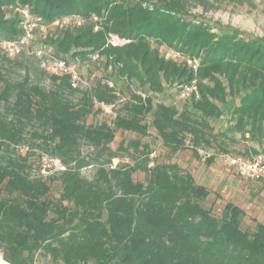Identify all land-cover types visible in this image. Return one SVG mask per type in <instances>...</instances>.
<instances>
[{
	"label": "trees",
	"instance_id": "obj_1",
	"mask_svg": "<svg viewBox=\"0 0 264 264\" xmlns=\"http://www.w3.org/2000/svg\"><path fill=\"white\" fill-rule=\"evenodd\" d=\"M228 5L256 9L253 0H0V42L21 36L13 6L28 7L49 25L79 16L81 26L47 33L48 50L102 65L145 94L128 89L125 99L104 79L73 88L68 77L47 74L32 56L0 53V252L7 264H39L40 258L48 264H264L263 223L242 229L245 213L231 202L213 214L202 205L208 189L175 163L149 166L146 144L135 165H118L110 147L117 130L143 137L149 126L171 153L187 148V141L192 148L208 146L217 120L226 132L262 143L264 41L233 28L213 33L188 18L198 8ZM92 15L101 18L99 31H93ZM107 33L130 42L105 47ZM162 47L198 59L196 72L165 60ZM93 53L100 56L96 62ZM13 68L24 70L20 80L9 79ZM46 76L48 88L41 85ZM193 80L198 97L183 100L188 105L181 110L153 102L169 87L178 97L179 87ZM96 102L114 105L112 114ZM97 114L109 120L87 123ZM83 145L94 155L83 156ZM45 156L64 169L41 174ZM89 166L95 168L90 179L81 173ZM137 170L144 182L133 179Z\"/></svg>",
	"mask_w": 264,
	"mask_h": 264
},
{
	"label": "rangeland",
	"instance_id": "obj_2",
	"mask_svg": "<svg viewBox=\"0 0 264 264\" xmlns=\"http://www.w3.org/2000/svg\"><path fill=\"white\" fill-rule=\"evenodd\" d=\"M256 9L250 10L246 6L235 7L232 5L223 6L220 10L212 12H202L200 8L193 10L189 19H195L205 22L211 27V32L216 33L217 30H226L227 28H233L240 31L243 36L246 37H258L264 41V0H253ZM194 16V17H192ZM58 25H50L48 32L49 35L53 34ZM165 47L160 48L162 52ZM81 78L84 81V87L92 85L98 79H104L112 81L118 88H120L123 98L127 99L130 95L128 89L135 90L139 93L144 92L139 90L136 85H132L131 88L127 87L122 79L116 78L113 75H108L103 66H96L91 62H81L80 66ZM24 75V70L19 68H13L8 73V77L11 80H20ZM41 85L49 87V80L43 77ZM176 88L169 87L164 94L155 96L153 102H163L165 104H172L181 110L188 103L179 99L176 96ZM121 104H119L120 107ZM102 120H109L101 114L89 116L87 123L100 122ZM147 122H150V117L146 118ZM214 125L215 139H210V144L200 145L197 148H192L189 141L186 142L187 148L171 153L167 148L162 145L161 140L156 135L155 130L149 126L146 136L140 137L134 133L117 130L115 138L110 144L113 151H116L117 157L115 159L119 164L135 165L143 161V155L141 154L142 145L148 146L149 166L154 163H175L184 171L190 173L195 182L199 185H203L209 191V195L206 200L202 202V205L211 209L212 213L219 215L220 210L226 202H231L234 205L240 207L245 216L242 219V229L252 230L255 226V222L264 224V186L258 182L245 181L239 178L236 174L228 171L220 161V155L226 152H242L247 153L246 156H255L253 150L257 151V154L264 151V139L259 144L255 140H244L238 133L226 132V124L221 125V121L217 120L212 122ZM222 133L224 135H222ZM133 141H138L140 147L138 150L132 145ZM122 144V149L118 147ZM196 149L197 155L193 153ZM25 150V149H23ZM81 153L83 156L94 155L93 150L88 146L83 145L81 147ZM213 157V161L207 164V160ZM50 165L48 158L45 156L42 160V167ZM41 167V168H42ZM95 171L94 167H86L81 170V173L86 178H91ZM145 174L137 170L133 174L135 181L144 182ZM54 195H57L53 192ZM39 264H48V259H38ZM0 264H7L3 259L0 252Z\"/></svg>",
	"mask_w": 264,
	"mask_h": 264
},
{
	"label": "built area",
	"instance_id": "obj_3",
	"mask_svg": "<svg viewBox=\"0 0 264 264\" xmlns=\"http://www.w3.org/2000/svg\"><path fill=\"white\" fill-rule=\"evenodd\" d=\"M14 14H16L21 21V36L16 40L1 41L0 53L8 58H16L20 56H32L47 74L53 76H66L69 78L70 84L73 88L84 87L85 83L81 78V60L78 57L74 58H60L48 50L46 45L43 44L49 24L44 22L39 17H34L28 7L13 6L11 7ZM93 23V31L101 29V18L92 15L90 17ZM84 20L79 17H64L60 21L54 23L60 28H65L71 24L76 27L81 26ZM53 25V24H52ZM130 40L118 37L115 34L107 33L105 37V47H121L128 44ZM162 56L165 60H173L177 62H184L188 67L196 72L199 66L198 59H191L183 56L179 51L174 49L165 48L162 51ZM98 53L90 55V60L96 62L99 59ZM178 98L185 100L191 94L198 97L196 81L193 80L189 85L179 87ZM142 97H144L142 95ZM105 114H112L114 105L104 103H95ZM48 158V157H47ZM50 165L41 168V174H46L47 169L53 168L56 170H63L64 167L57 159L48 158ZM220 161L226 168L231 169L234 174L245 181H252L264 183V152L256 154L251 158L244 157L237 154L224 153L220 155ZM117 165L116 160H112L111 167Z\"/></svg>",
	"mask_w": 264,
	"mask_h": 264
},
{
	"label": "crops",
	"instance_id": "obj_4",
	"mask_svg": "<svg viewBox=\"0 0 264 264\" xmlns=\"http://www.w3.org/2000/svg\"><path fill=\"white\" fill-rule=\"evenodd\" d=\"M251 157H253V156H250V157H247V158H251ZM228 171H231L232 173H234L231 169H228V168H226ZM243 180V179H242ZM260 185H262V186H264V183H259Z\"/></svg>",
	"mask_w": 264,
	"mask_h": 264
}]
</instances>
